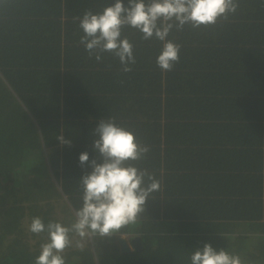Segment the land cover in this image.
I'll list each match as a JSON object with an SVG mask.
<instances>
[{
    "label": "trees",
    "instance_id": "1",
    "mask_svg": "<svg viewBox=\"0 0 264 264\" xmlns=\"http://www.w3.org/2000/svg\"><path fill=\"white\" fill-rule=\"evenodd\" d=\"M113 3L0 0V264H35L48 234L29 231L33 218L76 221L94 130L109 118L149 146L133 163L160 189L112 235L72 233L65 264H191L205 243L264 264V0H238L215 25L173 28L180 59L168 72L156 63L163 43L124 27L136 60L127 73L79 43L77 18Z\"/></svg>",
    "mask_w": 264,
    "mask_h": 264
},
{
    "label": "clouds",
    "instance_id": "2",
    "mask_svg": "<svg viewBox=\"0 0 264 264\" xmlns=\"http://www.w3.org/2000/svg\"><path fill=\"white\" fill-rule=\"evenodd\" d=\"M238 6V0H127L126 4L125 0H114L100 13L88 10L77 18L83 31L79 43L89 57L95 56L99 62L103 53H110L119 59L123 72H131L130 65L136 63L134 45L122 38V29L132 27L142 34V39L155 37L163 43L156 63L161 71L168 72L180 59L181 45L167 40L173 28L215 25L221 19L227 20ZM94 132L98 138L93 148L98 155L90 161L91 172L80 180L83 203L75 211L76 221L66 227L53 221L45 225L39 217L32 219L30 232L48 234V242L41 245L35 264H65L62 253L72 245V233L80 238L105 237L135 223L151 194L160 189L153 174L133 163L145 159L150 148L140 143L132 131L109 118L101 119ZM57 139L62 144L71 143L63 135ZM88 162L89 154L82 152L80 165ZM190 260L191 264H242L239 255L223 248L217 250L210 243L197 248Z\"/></svg>",
    "mask_w": 264,
    "mask_h": 264
},
{
    "label": "water",
    "instance_id": "3",
    "mask_svg": "<svg viewBox=\"0 0 264 264\" xmlns=\"http://www.w3.org/2000/svg\"><path fill=\"white\" fill-rule=\"evenodd\" d=\"M119 241H120L121 250L123 252H128L129 251V246L127 245V241L123 237H120ZM137 241H138V239L135 238V239L131 240V243L134 244V242H137Z\"/></svg>",
    "mask_w": 264,
    "mask_h": 264
},
{
    "label": "rangeland",
    "instance_id": "4",
    "mask_svg": "<svg viewBox=\"0 0 264 264\" xmlns=\"http://www.w3.org/2000/svg\"><path fill=\"white\" fill-rule=\"evenodd\" d=\"M121 237H123L127 242H128V239H127V237L126 236H121ZM128 245V244H127ZM129 246V245H128Z\"/></svg>",
    "mask_w": 264,
    "mask_h": 264
}]
</instances>
